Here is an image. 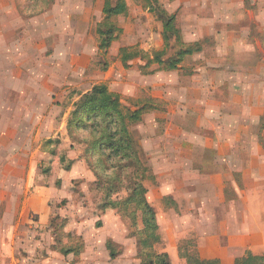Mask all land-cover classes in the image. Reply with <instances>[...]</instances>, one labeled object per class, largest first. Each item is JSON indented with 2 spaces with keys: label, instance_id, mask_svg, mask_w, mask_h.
Wrapping results in <instances>:
<instances>
[{
  "label": "rangeland",
  "instance_id": "374dc122",
  "mask_svg": "<svg viewBox=\"0 0 264 264\" xmlns=\"http://www.w3.org/2000/svg\"><path fill=\"white\" fill-rule=\"evenodd\" d=\"M105 1L0 0V264L264 254V0H126L109 19ZM173 14L182 42L166 44ZM109 24L121 32L105 50ZM197 45L176 69L148 64ZM124 47L146 55L124 64ZM101 83L124 111L144 109L129 124L144 168L97 184L95 137L69 122ZM129 181L156 211L153 243L141 209L102 206L126 200Z\"/></svg>",
  "mask_w": 264,
  "mask_h": 264
},
{
  "label": "trees",
  "instance_id": "16d2710c",
  "mask_svg": "<svg viewBox=\"0 0 264 264\" xmlns=\"http://www.w3.org/2000/svg\"><path fill=\"white\" fill-rule=\"evenodd\" d=\"M151 2L152 0H148ZM158 5L159 0H154ZM127 11L126 0H106L103 8L106 19L112 16L123 15ZM176 16L170 15L167 21L164 22L163 36L166 44L175 36L178 43H181L180 31L177 28ZM121 32V29L114 24L103 26L99 33L101 36L100 46L103 49H108L113 41L117 38L116 32ZM202 50V47H182L175 57L170 60H163L165 50L156 52L153 59H149V63H158L165 65L166 69H176L183 60L196 52ZM143 54L141 50L135 47H124L120 49L121 58L124 64L135 57ZM146 55V53H144ZM144 109L137 111H124L120 96L109 90L104 83L93 87L92 91L83 96L70 117V131H89L95 139L91 143V147L87 150L88 158L90 159L91 168L98 175V182L106 181L108 174L103 176V173L114 171L115 169L124 170L126 168H137V171L144 168L142 160L136 147L134 138L129 130V124L142 119ZM111 169V170H110ZM122 172V171H121ZM114 174V173H113ZM127 191L129 196L126 200L111 201L104 203L103 208L123 207L134 204L138 209H141L143 215V223L147 232L146 239L143 243L151 241L152 243L160 239L158 235L159 226L157 223L156 211L146 198L147 189L141 181H129ZM186 259V264H222L220 259H202L198 254L186 253L183 255ZM150 257V255H149ZM154 258L145 264H172L167 253L154 254ZM234 264H264V255L254 254L251 251L241 257H237Z\"/></svg>",
  "mask_w": 264,
  "mask_h": 264
},
{
  "label": "crops",
  "instance_id": "0c3cea01",
  "mask_svg": "<svg viewBox=\"0 0 264 264\" xmlns=\"http://www.w3.org/2000/svg\"><path fill=\"white\" fill-rule=\"evenodd\" d=\"M253 253V252H252ZM255 254V253H254ZM260 255H264V254H260Z\"/></svg>",
  "mask_w": 264,
  "mask_h": 264
}]
</instances>
